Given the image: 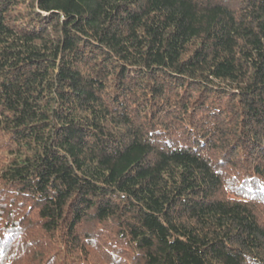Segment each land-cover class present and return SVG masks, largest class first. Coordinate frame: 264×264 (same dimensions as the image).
Here are the masks:
<instances>
[{
    "label": "trees",
    "instance_id": "obj_1",
    "mask_svg": "<svg viewBox=\"0 0 264 264\" xmlns=\"http://www.w3.org/2000/svg\"><path fill=\"white\" fill-rule=\"evenodd\" d=\"M0 264H264V0H0Z\"/></svg>",
    "mask_w": 264,
    "mask_h": 264
}]
</instances>
